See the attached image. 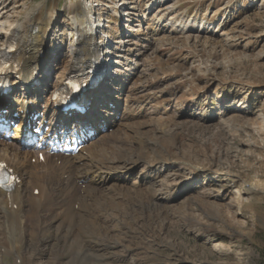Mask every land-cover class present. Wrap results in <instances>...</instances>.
I'll return each mask as SVG.
<instances>
[{
    "label": "bare ground",
    "instance_id": "bare-ground-1",
    "mask_svg": "<svg viewBox=\"0 0 264 264\" xmlns=\"http://www.w3.org/2000/svg\"><path fill=\"white\" fill-rule=\"evenodd\" d=\"M94 1L77 0L68 5L67 16L72 20V32L76 34V39L70 45L69 63L64 68L66 72L63 75L59 74L57 82L51 84L49 74L46 75V73L52 74L59 65V61L53 54H50V51L59 50V48L49 50L47 53L46 45L51 42V33L58 23L56 3L41 4L36 11L28 14L24 19H18L21 11H18L15 5L19 1L0 0V19L13 17L7 22V27L0 31V52L9 55L7 61L0 65V84L5 81L6 77L14 76L12 81L14 86L9 96L0 98V105L5 101V108L10 109L12 113L17 111L22 114L23 112L27 118L29 116L27 112H44L41 121L48 122L52 128L62 126V129H65L68 122H74L77 126L80 124L84 127L91 126V129L97 132L106 126L102 117L105 120L113 115L110 111L118 113L122 105H116V109H110V103H112L111 97H108L110 86H123L124 82H129L130 79L136 77L141 81L139 83L143 88L142 91L137 90L138 94L133 97L132 101L127 100L124 119L134 121V123L126 125L125 136L118 137L113 142L114 148L107 142L104 143L107 140L106 133L100 139L97 138L98 136L94 141L93 138L90 139L77 156L63 158L60 162L46 155L43 161H40L31 148H21L24 141L18 139L23 134L25 120H18L11 115L7 116L8 119L13 120V123L19 124L18 127L13 126L17 132L15 137L17 147L11 149L0 142V161L12 169L19 182L10 191L0 189V257L5 254L12 255L13 264L110 263L113 261V256H110L111 251L109 250L122 246L119 241L122 242L124 239L122 234L126 233V227L137 225L139 220L147 216L148 212L161 211V208H158L160 203L172 200L168 193L169 190L162 189L160 192L158 191L160 188L157 191L154 190L151 183L149 184L150 181H147L145 177L139 175L134 183H130V176L126 172L130 173L132 168L140 162L146 166L149 165L155 171L161 169L164 163H169L171 159L180 158L176 152L180 142L173 134L168 133V128L175 120V115L174 120L173 115L169 118L168 116L157 117L156 114L159 112L153 108L152 110L157 113L150 112L144 123L135 122L140 119V116L147 115L144 114L145 109L152 102L163 103L169 97L168 94L173 95V89H159L158 84L153 85L157 82L149 79L150 77L147 79L146 75L152 74L153 70H159L158 59L161 60L160 56L166 51L170 50L172 53L170 55L172 65L173 63L179 64L184 57L185 51H177L179 47L173 43L180 41L178 39H181L183 35L178 36L180 31L167 22L170 19L175 21L176 5L173 6L174 0H118V4L111 6V9L115 15L126 18L125 26L128 27L129 34L127 38L121 37L116 49L110 51L112 41L109 40L110 36L106 32L102 35L108 37L109 42L106 43V39L96 42L103 21L100 17H94L92 7ZM103 55L117 56L115 59L116 76L108 72L105 60L101 61ZM223 59L226 60V58ZM94 61L105 65L103 67L105 73L103 81L89 89L85 95L86 101L90 102V112L85 116L78 114L64 116L61 111L57 110V113L52 111L56 110V101L52 100L53 91L70 79L68 71L85 70ZM216 68L217 63L207 66V69L212 72L216 71ZM139 69L140 74H137ZM35 73L40 74L41 80H45L35 82L38 79ZM254 73L263 80L257 79L256 83H251H264L263 62L255 63ZM99 85L101 86L97 91ZM246 85H242V88L247 87ZM31 101L35 104L31 105ZM179 105L184 106L180 104V101ZM263 115L264 107L262 108ZM242 127L244 128L245 125ZM32 158H34L33 162ZM119 163H124V165L119 166ZM182 164L190 165L187 160ZM124 166L127 167L122 169L121 167ZM81 180H85L86 188L81 185ZM256 180L252 178L248 187L244 183L241 184L237 190L238 196L232 198L226 206L229 209L234 208L236 213H240L241 206H250L248 195L264 193V188ZM35 191L38 193L36 194ZM197 199L203 205L202 207H206L201 196ZM167 204L165 206L170 207L172 215L177 212L182 213V216H187L189 226L195 227L194 229L200 234L210 232L212 229L210 223H207L210 217L208 214L216 210L217 214L223 217L215 204L208 203L211 208L202 209L201 212L207 219H202L203 221L195 220L193 216L195 209L190 201L178 205L177 208L175 205ZM219 223L224 227L223 231L227 235L239 236L240 233L225 221H219ZM237 227L240 228V225L238 224ZM32 239H35V244L31 241ZM113 243L118 244L115 246ZM219 245L223 250L231 248V246Z\"/></svg>",
    "mask_w": 264,
    "mask_h": 264
},
{
    "label": "rangeland",
    "instance_id": "rangeland-1",
    "mask_svg": "<svg viewBox=\"0 0 264 264\" xmlns=\"http://www.w3.org/2000/svg\"><path fill=\"white\" fill-rule=\"evenodd\" d=\"M18 1L19 3L15 5L16 9L21 11L18 19H24L41 4L56 3L58 23L51 33V42L46 45V52L59 48L50 53L57 52L54 57L58 59L62 70L69 63L70 45L76 39V34L72 32V20L67 16V7L77 0ZM117 1L95 0L92 6L94 17H100L105 23L106 34L111 37L109 38L113 41L114 48L123 31L125 32L126 23L123 20L124 16L120 19L121 15L116 16L111 9V6L118 4ZM175 5V21L170 19L167 22L180 31L178 36L183 35L178 39L180 41L173 43L179 47L177 51H185L184 57L179 64L172 65L170 63L172 53L170 50L166 51L160 56L161 60L158 59L159 70H153L152 74L146 75L147 79L150 77L149 79L157 82L153 85L158 84L159 89H173V95L168 94L169 97L163 103L154 101L147 113H144L147 115L140 116L141 119L138 118L139 120L135 122L144 123L150 112L152 114L159 112L156 114L157 117L169 118L173 115L172 119L175 115L174 124L171 123L168 133L173 134L180 142L178 149L176 148L180 158L171 159L169 163H164L161 169L155 171L149 165L140 162L130 173L126 172L130 176V183H134L139 175L145 177L154 190L157 191L158 188L159 192L162 189L169 190L172 200L161 202L158 207L161 211L152 210L153 212L146 213L147 216L139 220L140 225L138 223L131 227L127 226L126 233L122 234L124 237L122 242L118 237L116 239L122 246L109 250L113 261L106 264H264V193L248 195L250 206H241L240 213L226 206L232 198H236L240 185L244 183L248 187L252 178L257 179L259 185L264 188V115L262 116L264 83H251H256L257 79L263 80L254 73V68L256 62L264 63L262 51L264 0H174L173 6ZM10 18L0 19V31L7 27ZM111 18L115 22L118 18L120 21L118 26L114 21L107 22L106 19ZM114 60L112 57V63L110 62L112 71L115 70ZM213 63H217L214 72L207 69V66ZM59 65L54 70L53 78H49L51 84L59 79V74L63 75L66 72L65 69L63 72L57 71ZM137 74H140V69ZM139 81L134 77L131 82H124L123 86H110L108 92L110 100H120L124 104L121 103L118 113L110 111L113 115L105 119L106 128H103L105 131L101 129L96 132L98 139L107 133V138L114 140V135L110 136L111 129H114L118 136H125L126 125L134 123L124 119L127 100L132 101L138 94L137 89L142 91V84ZM126 83L128 84L124 91ZM242 85L247 87L243 89ZM125 97L127 98L124 100ZM179 101L183 107L179 105ZM182 101L186 103H181ZM153 108H156L157 112L153 111ZM106 142L107 140L104 143ZM180 146L185 147L181 149ZM184 157L187 159H183ZM185 160L190 165L182 164ZM127 166L121 168L125 169ZM200 196L206 207H202L198 201L197 198ZM188 201L193 204L195 209L193 216L196 221L207 220L201 211L211 208L208 203L215 204L223 217H220L216 210L208 214L210 217L207 223H210L212 229L210 232L200 234L195 227L189 226L187 216L177 212L172 215L170 207L165 206L168 203L167 205H175L177 208ZM219 221H225L240 233L239 236L227 235ZM238 224L240 228L237 227ZM31 241L35 244V239ZM113 244L116 246L118 243ZM217 244L231 248L223 250ZM0 264H13L12 255L1 256Z\"/></svg>",
    "mask_w": 264,
    "mask_h": 264
}]
</instances>
